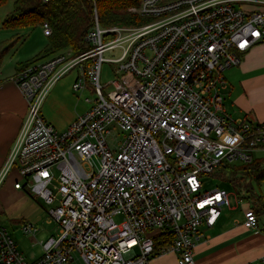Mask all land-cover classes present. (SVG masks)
<instances>
[{"label":"built area","instance_id":"built-area-1","mask_svg":"<svg viewBox=\"0 0 264 264\" xmlns=\"http://www.w3.org/2000/svg\"><path fill=\"white\" fill-rule=\"evenodd\" d=\"M90 1L86 52L58 53L11 78L27 111L0 168V187L15 172V190L57 205L48 212L55 236L39 243L43 253L34 262L0 223V264H70L74 254L84 264H148L154 237L166 232L172 242L158 256L196 264L200 229L230 208L227 194L202 193L200 178L234 162L251 164L264 150V122L233 119L223 108V73L264 45V0H140L127 13L143 24L108 28ZM41 27L51 35L47 23ZM115 49L117 58L104 57ZM104 63L112 64L113 79L102 85ZM73 69V90L88 87L95 99L58 132L40 107ZM117 131L120 142L112 137ZM242 225L258 230L250 207ZM19 226L24 235L38 233L30 222Z\"/></svg>","mask_w":264,"mask_h":264},{"label":"crops","instance_id":"crops-1","mask_svg":"<svg viewBox=\"0 0 264 264\" xmlns=\"http://www.w3.org/2000/svg\"><path fill=\"white\" fill-rule=\"evenodd\" d=\"M0 30H3L1 26ZM8 43V40L0 41V45L3 47ZM19 66L17 65L14 70L6 73L2 63L0 65V168L27 111L23 96L11 81V78L18 72ZM223 75L227 81V90L223 93L224 112L233 119L247 118L263 123L264 45L257 44L251 47L242 56L240 65L226 70ZM46 97H49L51 103L53 102V87ZM49 108H44V114L41 113V115L58 132L66 130L80 115L75 110L67 121L57 123L53 122V109L50 108V112ZM254 154V158L264 164V150L256 151ZM12 177L18 176L12 172L7 178L10 180ZM5 187L7 193L15 200L12 204H4ZM256 193L258 195L256 207L260 208L258 230L247 231L242 225L243 218H228L221 212V216L214 226L200 229L203 238L197 242L193 250V260L196 264H264V181ZM9 209L11 211L6 217V221L9 222L13 220L24 221L23 223L34 222L37 214H40L37 201L33 200L25 191L15 190L11 182L5 184L0 190V214L3 213V210L8 211ZM15 245L27 262H34L42 256L41 247L38 253L33 254L31 249L34 247H28L23 243L18 244V242H15ZM148 264L177 263L175 255L166 254L152 258Z\"/></svg>","mask_w":264,"mask_h":264},{"label":"rangeland","instance_id":"rangeland-1","mask_svg":"<svg viewBox=\"0 0 264 264\" xmlns=\"http://www.w3.org/2000/svg\"><path fill=\"white\" fill-rule=\"evenodd\" d=\"M13 1L14 0H8L4 6L0 7V22L11 12ZM2 40H8V42L12 43L9 51L2 59V65L6 73H8V71L14 70L17 65L22 66L29 62L36 60L43 61L46 59L41 58H43L45 55V49L47 47L48 41L47 37L43 34L42 27L40 26H35L32 28L24 27L0 30V41ZM118 56V49L108 51L104 54L105 58H117ZM112 67V64H103L100 81L102 85L107 84L113 79L111 72ZM76 77L77 70L73 69L53 85V102L51 103L49 97H45L40 107V114H44V108L50 107L51 110L53 109V122L57 123L67 121L71 113L75 112V110L80 113V115L85 114V112L90 107V104H88L86 100L93 101L95 99V95L88 87L82 91L75 92L72 88V85ZM52 105L53 107H51ZM52 114L50 115L52 116ZM112 137L115 139L114 141L120 142L123 140L124 134H122L120 131H117ZM253 157H255V154H253ZM229 166L230 168H238L243 167L244 164L240 162H234L229 164ZM225 178V172L222 173L220 170L213 175L201 177V192L208 194L212 191L219 190L222 193L227 194L231 209L224 208L222 211L223 216H227L228 218H243V212L246 209H249L250 205L256 206V202L253 199H251L247 204L245 202L239 201L237 194L238 189L236 185L228 182L225 180ZM7 180L9 179L6 178L5 182L0 187V190L8 182H11L12 184L15 180H19V178L12 177L8 182ZM249 184L253 187V189H255L256 192V186L251 180L247 179L241 183L243 186ZM4 192V204H12L15 200H13L12 196L7 193V188ZM56 205L57 203H54L53 205H46L42 200L38 199L37 207L40 210V214H37L34 222H30L38 230V233L34 237L22 234L17 220L10 222L6 221L8 212H10L11 209L8 211L3 210V213L0 214V223L8 229L13 241L16 243L18 242V244L23 243L28 247H34L31 250L33 251V254H36L41 247L39 245L40 242L47 240L50 236H55V223L53 222L52 224H48V221L50 220L48 212L50 209L56 207ZM115 221L119 222V218H116ZM73 257V262L70 264H84L77 254H74Z\"/></svg>","mask_w":264,"mask_h":264},{"label":"trees","instance_id":"trees-1","mask_svg":"<svg viewBox=\"0 0 264 264\" xmlns=\"http://www.w3.org/2000/svg\"><path fill=\"white\" fill-rule=\"evenodd\" d=\"M8 0H0V7ZM140 0H95V7L100 27L108 28L117 25H141L144 21L127 13L129 7L136 6ZM47 23L51 28V35L47 37V47L43 58H50L64 51H71L73 56L86 52L87 46L84 37L93 23V2L90 0H14L11 12L0 22L3 29L32 28ZM12 43L0 45V65ZM40 59V60H41ZM36 61L19 66L22 70ZM4 163V162H3ZM225 172V180L237 187L238 199L249 203L251 199L258 201L255 189L249 185H241L247 179L251 180L256 190L264 181V164L255 159L251 164L243 167H226L220 170ZM243 189V190H242ZM28 194V193H27ZM29 195V194H28ZM250 208L259 214L260 208L250 205ZM24 221L18 222L23 223ZM172 242V234L160 233L154 237V257H158L161 248ZM152 259V258H151Z\"/></svg>","mask_w":264,"mask_h":264}]
</instances>
